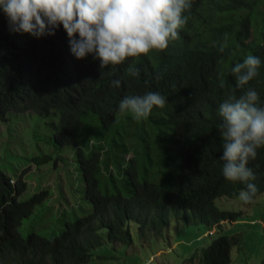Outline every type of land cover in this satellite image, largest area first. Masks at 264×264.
Returning a JSON list of instances; mask_svg holds the SVG:
<instances>
[{
    "label": "trees",
    "instance_id": "obj_1",
    "mask_svg": "<svg viewBox=\"0 0 264 264\" xmlns=\"http://www.w3.org/2000/svg\"><path fill=\"white\" fill-rule=\"evenodd\" d=\"M189 4L178 39L169 40L166 49L103 69L92 55L72 54L62 25L55 35L37 38L11 32L0 11V119L27 110L50 117L45 122L54 143L72 145L91 203L87 212L64 220L58 233L23 234V219L49 190L20 198L26 168L14 181L0 169V264H85L107 256L94 253L106 241L131 244L130 221L142 240L164 235L171 216L221 229L222 220H235L240 211L219 205L217 196L238 195L247 183L256 186L253 197L264 190V146L246 165L254 179L229 181L222 174L218 131L219 104L227 95L239 97L252 88L257 106L264 107V0ZM248 55L260 58L258 75L238 87L231 68ZM130 65L139 76L127 75ZM115 79L121 80L119 87L113 86ZM149 91L166 98L163 108L154 106L140 120L118 111L125 96ZM49 158L31 156L36 163ZM238 240L237 234L221 232L182 264H229Z\"/></svg>",
    "mask_w": 264,
    "mask_h": 264
},
{
    "label": "clouds",
    "instance_id": "obj_2",
    "mask_svg": "<svg viewBox=\"0 0 264 264\" xmlns=\"http://www.w3.org/2000/svg\"><path fill=\"white\" fill-rule=\"evenodd\" d=\"M188 7L189 0H0V11L7 16L11 32L39 38L55 35L62 25L72 54L77 59L92 55L100 61L101 69L154 49H166L169 40L178 39V29L187 20L182 13ZM224 47L226 44L221 46V52ZM260 65V58L254 55L236 63L231 73L237 86H244L256 77ZM126 73L133 77L140 75L134 65ZM160 78L157 73L156 79ZM112 84L119 87L121 80L115 79ZM220 86L224 87L223 81ZM258 99V93L248 88L239 97L227 95L219 104L222 174L229 181L254 179L246 165L256 157L257 149L264 146V107L257 106ZM166 102L160 93L149 91L125 96L118 111L131 113L136 120L146 119L154 106L163 108ZM256 191L255 184L247 183L239 199L249 203Z\"/></svg>",
    "mask_w": 264,
    "mask_h": 264
},
{
    "label": "rangeland",
    "instance_id": "obj_3",
    "mask_svg": "<svg viewBox=\"0 0 264 264\" xmlns=\"http://www.w3.org/2000/svg\"><path fill=\"white\" fill-rule=\"evenodd\" d=\"M7 114L6 119H0V169L15 175L26 168L23 175L26 186L20 198L43 187L49 190L23 219L19 229L23 234L30 230L45 235L58 233L64 220L87 212L91 205L83 193L72 145L54 143L45 122L50 117L31 110ZM36 154H49L50 158L35 163L31 156ZM215 200L221 206L239 210L240 215L235 220H222L221 229L210 230L202 223H185L171 216L164 235H153L146 240L141 239L136 222L130 221L131 244L106 241L94 253L107 256H94L85 264H182L190 253L221 232L239 235L229 264H260L264 257V190L249 203L242 202L239 194H223Z\"/></svg>",
    "mask_w": 264,
    "mask_h": 264
}]
</instances>
